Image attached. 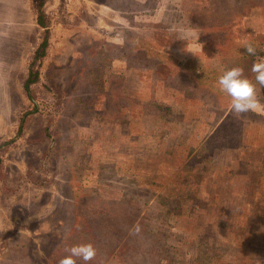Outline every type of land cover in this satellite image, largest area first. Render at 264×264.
Segmentation results:
<instances>
[{
	"label": "rangeland",
	"instance_id": "1",
	"mask_svg": "<svg viewBox=\"0 0 264 264\" xmlns=\"http://www.w3.org/2000/svg\"><path fill=\"white\" fill-rule=\"evenodd\" d=\"M258 59L264 0H0V264H264V89L191 73Z\"/></svg>",
	"mask_w": 264,
	"mask_h": 264
},
{
	"label": "clouds",
	"instance_id": "2",
	"mask_svg": "<svg viewBox=\"0 0 264 264\" xmlns=\"http://www.w3.org/2000/svg\"><path fill=\"white\" fill-rule=\"evenodd\" d=\"M201 45V51H202ZM246 53L251 56L257 54L256 48L251 43H245ZM251 72L255 74V82L244 76L241 67H233L225 70L219 76L217 84L221 91L231 98L232 111L235 114H245L257 109L260 101L257 97V85L264 89V59H258L253 63ZM136 233L139 227H136ZM67 256L61 258L58 264H77V258L83 260L85 264L96 257V249L91 243L77 244L66 248Z\"/></svg>",
	"mask_w": 264,
	"mask_h": 264
},
{
	"label": "trees",
	"instance_id": "3",
	"mask_svg": "<svg viewBox=\"0 0 264 264\" xmlns=\"http://www.w3.org/2000/svg\"><path fill=\"white\" fill-rule=\"evenodd\" d=\"M37 11H38V19H37L38 20V23L42 27L46 28L47 27V24H46V15H45L44 11L42 10V7L41 6L38 7V10ZM49 36H50L49 35V31L47 29H45V36L43 38V41L40 43V45L38 46V48H37V50L35 52V55H34V58H33V61H32V65H31V68H30V73H29V75H28V77L26 79L25 85H24L25 86V89H26V92L30 96V98H33L32 97V91H31V85H32V83L36 82L39 79V70L38 69H34L33 66L35 65V63H36L37 60H40L42 57H44L46 55L47 49H48V46H49V43H50V41H49L50 37ZM132 48L135 51L140 50L139 43L138 42L133 43ZM187 66H188L187 63H185V65L183 64V67H186L187 68ZM194 70H193V72H191L192 75H194L195 77L199 78V80H201L204 83V85L208 86L210 90H218L221 94H223V95L226 94L225 92H223V91L220 90L217 82L212 83L209 80L208 77L204 79L203 76L200 74L201 72L199 70H198V73H196L197 71L196 70L194 71ZM225 70H226L225 67H221L220 68V75H222ZM203 71L204 72H208V74L211 75L212 74L211 72L212 71H216V69L209 68V69H204ZM228 98H230V97L228 96ZM249 113H253V111H249L248 114ZM23 121H22V124H21V127H20V133L24 129V123H23Z\"/></svg>",
	"mask_w": 264,
	"mask_h": 264
},
{
	"label": "crops",
	"instance_id": "4",
	"mask_svg": "<svg viewBox=\"0 0 264 264\" xmlns=\"http://www.w3.org/2000/svg\"><path fill=\"white\" fill-rule=\"evenodd\" d=\"M8 69V64L6 62H3L2 64L0 63V72L2 71H6ZM10 69V68H9ZM4 73V72H2ZM7 80H1L0 79V89L1 87L5 88L7 86ZM8 99V97H6ZM1 99H5V95L3 92H0V102H1Z\"/></svg>",
	"mask_w": 264,
	"mask_h": 264
}]
</instances>
